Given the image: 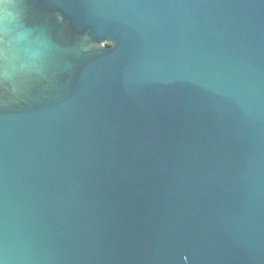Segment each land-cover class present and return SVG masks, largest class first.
<instances>
[{"label": "water", "instance_id": "95a60500", "mask_svg": "<svg viewBox=\"0 0 264 264\" xmlns=\"http://www.w3.org/2000/svg\"><path fill=\"white\" fill-rule=\"evenodd\" d=\"M0 264H264V0H0Z\"/></svg>", "mask_w": 264, "mask_h": 264}]
</instances>
